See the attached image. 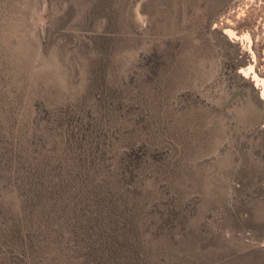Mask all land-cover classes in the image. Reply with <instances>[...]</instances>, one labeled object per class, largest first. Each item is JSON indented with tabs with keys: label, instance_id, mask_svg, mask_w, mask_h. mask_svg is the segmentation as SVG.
<instances>
[{
	"label": "rangeland",
	"instance_id": "rangeland-1",
	"mask_svg": "<svg viewBox=\"0 0 264 264\" xmlns=\"http://www.w3.org/2000/svg\"><path fill=\"white\" fill-rule=\"evenodd\" d=\"M0 264H264V0H0Z\"/></svg>",
	"mask_w": 264,
	"mask_h": 264
}]
</instances>
